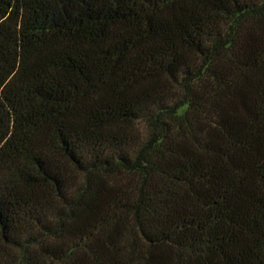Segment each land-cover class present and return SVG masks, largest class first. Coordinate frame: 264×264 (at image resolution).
<instances>
[{
  "label": "trees",
  "instance_id": "1",
  "mask_svg": "<svg viewBox=\"0 0 264 264\" xmlns=\"http://www.w3.org/2000/svg\"><path fill=\"white\" fill-rule=\"evenodd\" d=\"M0 264H264V0H0Z\"/></svg>",
  "mask_w": 264,
  "mask_h": 264
}]
</instances>
